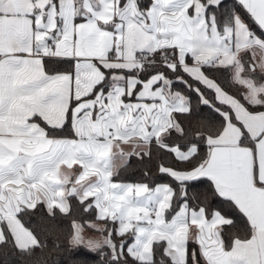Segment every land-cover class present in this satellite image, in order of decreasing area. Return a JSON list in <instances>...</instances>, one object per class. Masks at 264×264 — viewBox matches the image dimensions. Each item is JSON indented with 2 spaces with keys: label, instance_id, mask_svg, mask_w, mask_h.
<instances>
[{
  "label": "snow or ice",
  "instance_id": "snow-or-ice-1",
  "mask_svg": "<svg viewBox=\"0 0 264 264\" xmlns=\"http://www.w3.org/2000/svg\"><path fill=\"white\" fill-rule=\"evenodd\" d=\"M9 252L264 264V0H0Z\"/></svg>",
  "mask_w": 264,
  "mask_h": 264
},
{
  "label": "trees",
  "instance_id": "trees-1",
  "mask_svg": "<svg viewBox=\"0 0 264 264\" xmlns=\"http://www.w3.org/2000/svg\"><path fill=\"white\" fill-rule=\"evenodd\" d=\"M145 167H149L152 171L155 170V161L149 162L144 161L143 163L139 162L135 158L131 160L130 165L121 172V179L126 181H136L141 179L142 172ZM34 225L37 223L35 220L32 222ZM63 226V225H62ZM43 238V236H42ZM51 240V237H49ZM56 259L55 255L51 257V260L54 261ZM0 264H19V261L9 252L7 256L0 254Z\"/></svg>",
  "mask_w": 264,
  "mask_h": 264
},
{
  "label": "rangeland",
  "instance_id": "rangeland-1",
  "mask_svg": "<svg viewBox=\"0 0 264 264\" xmlns=\"http://www.w3.org/2000/svg\"><path fill=\"white\" fill-rule=\"evenodd\" d=\"M89 235H91V233H89Z\"/></svg>",
  "mask_w": 264,
  "mask_h": 264
}]
</instances>
